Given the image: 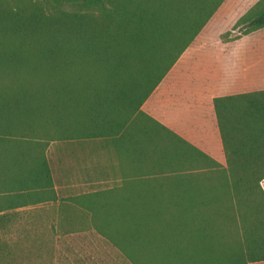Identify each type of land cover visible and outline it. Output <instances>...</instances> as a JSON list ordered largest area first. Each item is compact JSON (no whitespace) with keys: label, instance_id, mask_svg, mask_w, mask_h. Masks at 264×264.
I'll list each match as a JSON object with an SVG mask.
<instances>
[{"label":"trees","instance_id":"16d2710c","mask_svg":"<svg viewBox=\"0 0 264 264\" xmlns=\"http://www.w3.org/2000/svg\"><path fill=\"white\" fill-rule=\"evenodd\" d=\"M224 1L0 0V141L138 134L147 137L149 176L174 175L151 177L142 204L104 198L88 207L93 228L129 264L264 262V91L213 101L227 169L199 191L187 173L193 162L219 165L140 112ZM262 28L264 0L232 30ZM225 194L237 236L208 218L217 210L210 199Z\"/></svg>","mask_w":264,"mask_h":264},{"label":"crops","instance_id":"0c3cea01","mask_svg":"<svg viewBox=\"0 0 264 264\" xmlns=\"http://www.w3.org/2000/svg\"><path fill=\"white\" fill-rule=\"evenodd\" d=\"M259 1L225 0L140 108L219 165L215 170L205 159L193 162L187 173L193 175L194 190H202L213 172L227 169L213 101L264 91V37L254 36L264 34V28L221 38ZM146 145L147 137L125 133L0 141V232L24 237L15 231L33 230L37 223L60 232L58 225L76 215L91 220L88 207L104 198L113 205H129L133 199L142 204L152 177ZM158 175L163 174L153 177Z\"/></svg>","mask_w":264,"mask_h":264},{"label":"rangeland","instance_id":"374dc122","mask_svg":"<svg viewBox=\"0 0 264 264\" xmlns=\"http://www.w3.org/2000/svg\"><path fill=\"white\" fill-rule=\"evenodd\" d=\"M226 33L229 34L228 37L247 36L242 35V29L228 31ZM254 36L264 37V34L257 33ZM42 127H39L41 128L38 129L40 131L39 133H43L44 128ZM36 136L40 137L41 135L36 134ZM167 175L169 174L158 175V177ZM172 183H168L167 185L168 188L173 190ZM260 185L264 192V180ZM162 198L166 200L169 196H158V199ZM107 201L105 199V203H108ZM210 202L212 204L208 209H214L216 207L217 210L216 213H210L208 218L216 221L221 229L223 228L219 222L225 221L224 233H227L229 236H237L240 234L241 231L236 218L234 199L225 194L217 201L216 198L210 199ZM150 204L160 203L152 202ZM199 217V215H195L196 220ZM92 218V214L91 220H88V217L85 219L83 215H76L73 220L58 225V230L62 229L60 232L54 229L53 232H50L40 223H37L38 227L36 226L30 231H15L16 234H26L27 236L24 237H7L5 236L6 234H13L14 232L1 231L0 264H129L115 247L96 232L91 222L93 221ZM64 229L67 230V236H64ZM51 233H62V235L56 237L52 236ZM253 264H264V262Z\"/></svg>","mask_w":264,"mask_h":264}]
</instances>
